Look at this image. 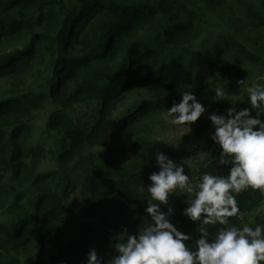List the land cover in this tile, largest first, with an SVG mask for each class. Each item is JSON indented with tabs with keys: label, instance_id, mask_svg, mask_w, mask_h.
Wrapping results in <instances>:
<instances>
[{
	"label": "trees",
	"instance_id": "obj_1",
	"mask_svg": "<svg viewBox=\"0 0 264 264\" xmlns=\"http://www.w3.org/2000/svg\"><path fill=\"white\" fill-rule=\"evenodd\" d=\"M197 1L0 0V81L25 72L34 60L44 71L31 90L0 95V196L9 174L20 188L31 184L37 191L13 188V200L4 209L6 219H0V264H87L93 248L98 257L117 255L111 233L138 226L148 198L140 185L147 188L149 176L159 171L158 165L147 167L137 160L149 145L138 135L141 125L178 103L182 89L219 87L220 69L236 79L247 76L235 67L238 58L264 65L260 50L251 52L246 46L241 35L245 31L220 23L208 27L199 43L189 40L187 45L191 23L183 21L182 14L194 16L186 4ZM235 1L246 6L245 29L263 38L264 3ZM213 4L214 0H200L197 8L202 11ZM30 33L31 41L8 51L15 36ZM140 87L154 99L116 113ZM207 91H194L198 101ZM228 101L222 100L213 111L223 114L232 106ZM81 105L89 106L84 116L90 123L76 117ZM236 106L251 110L249 100H239ZM47 108L52 111L46 130L63 136L49 156L57 168L37 171L28 183L27 118ZM211 129L214 132L212 125ZM133 137L136 140L129 144ZM93 146L108 147L105 167L97 172L99 155L83 154ZM221 151L219 147L203 174H227L230 166L217 162ZM43 158V152L37 155L32 168ZM76 171L83 175L78 183ZM81 184L89 189L82 204L72 198ZM236 199L240 214L229 218V226L264 225V192L250 188ZM177 224L180 232L199 239L197 223ZM220 227L224 226H208L210 238Z\"/></svg>",
	"mask_w": 264,
	"mask_h": 264
},
{
	"label": "clouds",
	"instance_id": "obj_2",
	"mask_svg": "<svg viewBox=\"0 0 264 264\" xmlns=\"http://www.w3.org/2000/svg\"><path fill=\"white\" fill-rule=\"evenodd\" d=\"M246 93L251 105L237 109L235 104L225 113L211 112L208 119L214 128L211 140L220 149L218 165L230 166L226 175L205 172L193 184L185 174L184 163H176L163 152L156 154L158 172L149 176L144 220L136 234L125 230L116 237L113 247L117 255L106 262L90 249L87 264H262L264 262V225L255 227L229 226V218L238 216L236 196L254 189L264 192V85H250L246 79L236 82ZM182 98L164 113L172 126H184L190 131L207 109L192 90L182 91ZM228 93L215 89L216 101L225 100ZM255 109V116L252 115ZM207 167V166H205ZM187 194L183 215L197 223L199 239L180 232L171 222V207L165 212L170 195L177 191ZM264 206V202H262ZM260 209H258V212ZM221 225L210 238L208 226ZM194 243H189L193 242Z\"/></svg>",
	"mask_w": 264,
	"mask_h": 264
},
{
	"label": "rangeland",
	"instance_id": "obj_3",
	"mask_svg": "<svg viewBox=\"0 0 264 264\" xmlns=\"http://www.w3.org/2000/svg\"><path fill=\"white\" fill-rule=\"evenodd\" d=\"M131 1V0H129ZM250 1V0H245ZM74 3L75 0H72ZM254 3L263 4L264 0H253ZM200 3L198 0L194 5L188 3L186 4L187 8H191L195 11L194 16H190L188 14H182V20L190 22V28L187 29V37L185 40L187 41V45L189 40H192V44H197L205 38L207 35L208 27H211L213 24L220 23L222 24L220 27H227L232 31H245L241 33L243 40L246 43L249 51L253 52L256 50H260L261 55L264 59V37L261 38L255 34H251L247 29H245L247 18L245 16V7H241L240 3L235 0H214V4L206 8L203 6V10L200 11L197 8V5ZM33 35L30 34H20L15 36L8 44V51L16 48L22 47L23 44L28 43L32 40ZM140 37V35H138ZM150 39V37H148ZM190 44V45H192ZM202 45H198V50H200ZM205 48H202V51L205 52ZM115 63V62H114ZM234 65L237 70H245L247 72V76L242 77L240 79H236L232 74L225 72L223 70H219L216 74L217 81L220 80L218 86L223 88L228 95L226 96V100H229L228 103L230 105L235 104L239 100H248L246 93L239 88V85L236 83L238 80L246 79V82L250 85L260 84L264 85V65L262 63L259 64H251L245 61L244 59L238 58L234 60ZM44 76V71L42 66L39 64V60H34L32 66L28 68L23 73H16L11 77L0 81V95L6 93L10 90H16L17 92H27L33 88L35 84H38L37 81L39 78ZM192 90L199 91V93H203V91L208 90L205 97L200 96V103L207 109L205 114L201 116V118L191 125V129L184 126H172L164 119V113H160L155 115L153 118L149 119L145 124L141 125L140 131L142 134L140 136L145 137L147 143H149L147 149H145L141 154L137 155V160L146 165L147 167H152L153 165H158L156 162V154L158 152H163L166 156L172 159L176 163H184L185 174L189 175L192 180V183L195 184L200 181L201 176L203 175L205 166H208L212 157L218 153L219 146L215 144L210 135L213 132L211 129V125L208 122V116L211 112H214L213 109L216 104H219L221 101H216L215 98V89L212 85L208 84L203 89L195 88V89H182L178 95L182 98V91ZM195 94V93H194ZM154 95L151 94L146 88L140 87L135 88L124 100V102L117 108L116 113L121 112L124 108H127L129 104L130 106H137L143 100L152 101ZM129 106V107H130ZM136 106V107H137ZM87 105L78 106L76 109V117L81 119L82 123L89 122L90 117L88 115L84 116L88 110ZM237 109H241L236 106ZM229 107L224 109V112ZM52 110L44 109L38 112H35L27 118L29 122V136L26 141V150L28 153L27 163L28 166L24 171L25 175H28V183L33 179V177L38 172L43 171H52L57 168L55 162H53L49 156L50 151H56L59 148V139L63 138V136L57 135L56 133H52L46 130L47 120L49 118V114ZM126 111V110H125ZM208 122V123H207ZM90 123V122H89ZM88 123V124H89ZM91 129V128H90ZM136 137L130 139L129 144H131ZM93 148V149H92ZM90 149H85L84 155H90L94 153L99 155L96 160L95 171H101L105 167L107 155V146L97 147L93 146ZM44 158L39 163L35 169H33V161L34 158L42 154ZM177 155V159H176ZM206 172V171H205ZM79 171H76L74 174L75 181L78 183L83 177L82 173L79 176ZM32 189L34 193H37L34 188H32L31 184L25 185L23 188H20L16 181L9 174L5 179V192L2 196H0V219L4 221L5 213L4 209L11 203L13 200V188H17L18 190ZM89 189H85V184H81L80 188L73 193L72 198L82 204L85 199L88 197ZM187 194L182 193L179 190L170 195L169 203L167 206L162 207V210L167 211L168 207H171L174 211V214L170 217L171 222L178 227V221L187 222L190 225L195 224L190 221L187 217H185L182 213L185 207H187L185 201L187 199ZM162 206V205H161ZM149 219L147 213L142 216L140 222L136 228L127 230L121 228L119 231H115L111 233V237L113 240L116 237L127 231L128 234H136L138 228L143 224L144 220ZM70 239V238H69ZM113 255H104L101 258L106 262L111 259Z\"/></svg>",
	"mask_w": 264,
	"mask_h": 264
}]
</instances>
